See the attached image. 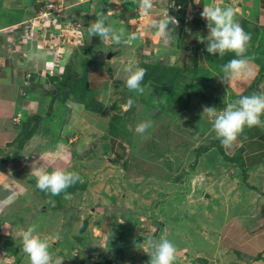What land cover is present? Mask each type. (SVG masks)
Instances as JSON below:
<instances>
[{"label":"rangeland","instance_id":"1","mask_svg":"<svg viewBox=\"0 0 264 264\" xmlns=\"http://www.w3.org/2000/svg\"><path fill=\"white\" fill-rule=\"evenodd\" d=\"M75 1L64 0L67 6L65 15L71 13L74 16L70 14L65 22L57 23L59 25L52 31L53 36H43L42 32L37 37L36 33L30 32L31 43L26 36V28L18 29L25 21L0 31L5 45L0 44V56L7 55L14 61L18 73L12 81H17L16 89L10 91L16 90L14 95L20 94L19 98L29 96L38 104V108L33 106L28 114L21 112V121L35 113L46 114L50 100L47 91L54 90L61 83L64 66L68 64L65 62L69 60L74 71L82 68L80 64L84 58L88 59L90 70L85 71L87 77L93 72H103L110 79L114 77L113 84L106 92L99 89L95 82L94 88L99 94L92 93L95 96L94 104L102 107L99 114L96 113L98 115H85L75 106V98L69 96L71 99L66 105L59 102L54 104L57 116L59 114L65 120L63 124L60 118L45 116L39 122L38 132L27 142L26 147L17 149L18 153L10 154L8 159L0 163V166L4 163L11 165L18 159L19 165L12 169L14 174L23 166L30 167L33 161L43 164L40 160L42 156L49 169L59 166L76 171L83 181L81 188L71 193V200H65L64 193L50 196L36 185L30 193L18 199L13 198L11 204L6 205L0 200V222L4 221L0 224V264H29L27 255L21 251L20 233L32 224L37 225L38 233L49 238L53 259H63L62 264H95L99 260L103 264L108 261L110 264H146L148 254L135 247L136 243L143 241L141 233L157 238L165 235L171 240L178 249L177 264H183L182 259H187L188 264H202L196 252L210 259L206 264L241 263L245 254L228 246L225 240L222 242L221 236L219 238L224 223L234 214L233 207L229 204L228 211L224 209L225 206L216 208L206 200L205 194L208 191L216 193L227 190V183L232 180H237L243 186L245 175L239 164L234 168L232 159L226 158L224 153L227 151L220 148L221 141L212 130L209 118L201 116L204 106L220 110L226 107L225 101L236 95L218 76L213 75L212 67L210 69L208 65L191 79L192 64L173 65L172 59L170 62L176 67L168 70L170 66L167 59L152 58L148 49L142 50L136 45L124 46V55L113 60L101 56L100 45L91 47L89 52L84 47L82 49L83 43L80 42L85 32L87 40L93 44L87 27L97 18L96 13L101 8L98 3L95 8L91 6L94 3L74 6ZM36 2L0 0V27L26 19L30 29L39 12L36 10L33 13L37 4L40 6L39 0ZM81 9L88 18L81 14ZM107 23L111 25L109 20ZM257 32L255 39H261V45L257 50L249 46L247 55L260 60L264 57V35L262 33V38H259ZM64 33L66 42L58 41V38H64L61 35ZM24 39L28 42L25 47L21 46L25 43ZM52 45L55 50L59 49L61 61L56 62L53 74H46L44 63L53 66L54 60L51 54L43 56L42 52L45 54L51 50ZM104 49L108 50L105 44ZM259 51L263 53L259 54ZM33 53L42 58H36ZM129 57L135 58L141 67L162 61L166 68L159 80L175 79L177 83H187L190 89L178 90L177 102L172 101L174 88L170 89V86L161 89L143 81V95L129 92L124 85L122 72V62ZM7 70L0 61V90L3 95H10L6 94L8 83H11V79L5 75ZM208 70L210 73L207 76ZM202 78L211 79V85L201 83L199 80ZM254 89L251 88L247 95L254 93ZM161 93L169 98L168 104H160L163 99ZM44 96V102H41ZM129 99L133 104L125 110ZM10 111L4 109V117L13 120L14 115ZM126 113L129 115L124 117L125 122L118 118ZM12 120L2 136L15 129ZM143 120H150L152 126L141 136L135 132V127ZM124 123L125 129H129L130 139L117 134L119 136L115 140L111 139L115 141V150L110 147L111 150L106 151L104 143L110 139L106 131L112 129V125L122 127ZM213 140L218 146L202 149ZM57 144L63 146L62 158L57 154ZM30 180L29 185L35 182L32 177ZM238 183L235 182L234 189L239 188ZM26 188L24 186L23 191ZM50 200L54 203H49ZM59 204L63 206L57 207ZM206 232L208 235H205Z\"/></svg>","mask_w":264,"mask_h":264},{"label":"crops","instance_id":"2","mask_svg":"<svg viewBox=\"0 0 264 264\" xmlns=\"http://www.w3.org/2000/svg\"><path fill=\"white\" fill-rule=\"evenodd\" d=\"M118 2L120 4L112 2V0H77L75 1L74 6H82L85 4L90 5L91 3H94V5L91 4V6H94L95 8L98 3V7L101 8V11L105 12V15L108 17L107 20L111 22L110 26L117 29L124 28L127 33H138L139 38L132 46H139L142 50H145V48L148 49L152 58L162 57L164 60L167 59V63L170 67H176L173 66L175 64H178V66L181 64L188 65V63L194 66L197 62L201 65V69L205 68L207 65L210 66V69L212 67L211 70L213 71L214 76L220 74L209 63L206 51L207 41L202 43L199 39L201 36L206 37L208 35L207 21L200 15L203 11L204 4L221 7L229 5L232 6L235 9L236 19L239 23H241V25L247 24L248 28L252 31H258L257 33L260 34L259 38H262V33L264 35V0H201L200 4H196L195 0H175V5L169 7L168 11L171 16L177 18L178 26H176V34H173L174 42L167 47L162 44V39L159 35H157L156 30L151 28L148 24L150 18L167 12V8L160 3V0H155L153 8L147 16H141L139 14L138 4L132 3V0H125V2L124 0H118ZM37 3L38 0L36 4ZM37 6L38 7L33 10V13H35L36 10L39 11V4H37ZM72 6H70V8ZM78 10H80V8ZM33 13L30 15H33ZM70 14L71 13L68 15L70 16ZM81 14L88 18L87 13L82 12V9ZM71 16L74 15L71 14ZM24 21L27 20L22 19L17 23L0 27V31L1 29H5L13 25H20V23ZM169 27H172V25L170 24ZM18 29L22 28L18 27ZM22 38L23 37H21V39ZM3 39L4 38L1 36V46L4 45L2 41ZM255 41L254 47L257 50L261 45V39L259 41L255 39ZM24 42L25 43L21 46L25 47L28 45V42L25 41V39ZM83 43V45H91L92 47L100 45L101 47L99 52L101 53V56L105 57V51H101L103 50L104 44L101 43L98 36L93 37L92 44V42L89 43L87 40L85 32ZM107 47L109 48L110 46L107 45ZM111 47L118 49H110L112 52L116 51L117 53H115L116 55L109 60L122 57L126 51L124 45H113ZM250 47H253V44H250ZM256 52L257 51L254 53ZM260 53H263V51H259V54ZM212 56L213 58L210 55V61L212 62L214 60V62H216V59L219 58L217 55ZM172 59L174 63L173 65L170 62ZM0 61L4 64V67L8 69L7 72H5V75L11 79V83H8V91H6V94L8 93L10 95L1 94L0 90L1 145L13 139L17 133L16 130L13 129V131H10L5 136H2L7 126L5 120L3 119L5 114L4 109H10V113H13L14 116H18L21 112L28 114V111L31 110L33 106H37L38 108V104L33 102L29 96L19 98L20 94H16L17 96L14 95L16 90L10 91L14 88L16 89L17 85V81L12 82L16 79V75L18 74L16 65L14 61L7 57V55L0 56ZM251 66L254 76L234 81L231 88L229 85H225L227 88L229 87V89L232 90L233 95H236L232 99L228 100V102L237 99L238 95H247V92L254 87L255 93L264 92V73H261V70L264 67V57L260 62L254 56ZM183 70H185V68H183ZM24 79L28 82L27 78L24 77ZM113 79L114 77L110 79V77L103 72H93L89 77L91 85L95 86L96 82V86L99 87V89H103L104 92L109 89L110 84H113ZM13 102L14 104H12ZM5 104L7 106H5ZM262 120H264V117H262ZM209 144H211V142ZM225 150L230 156L235 157L238 155V157H241L240 160H237L238 162L235 160L231 164L234 168L237 167L236 164H239L242 168L245 175V186L240 185L237 180H232L227 183L229 184V188L225 191H216V193L208 191V194H205L206 200L212 203L216 208L225 206L224 209H226V211H228L229 204L233 207L234 214L231 219H228L224 223L221 233L219 234V238L221 236L222 242L225 240L228 246L234 247L237 251L240 250L245 254L243 261L241 263L237 262V264H264V128H245V131L239 138L237 145L232 149ZM239 152H241V154H239ZM0 163H2L1 160ZM16 165H19L18 159L14 160L11 165L4 163L3 166H0V200L2 202L6 201L9 196H13V198L16 197V199L23 196L24 186H27L28 191H32V189H34L33 187L35 182H32L31 185H29L31 176L28 172L31 169V166H23L19 171L16 170L13 174L12 169L15 168ZM235 182L239 184L238 189L233 188ZM221 197L222 199H220ZM205 235H208V232H206ZM180 251H183V249ZM196 255L197 258L200 259L199 263H202V260H208V262L210 261L209 258L201 256L198 252H196ZM182 263L188 264V260L182 259Z\"/></svg>","mask_w":264,"mask_h":264},{"label":"clouds","instance_id":"3","mask_svg":"<svg viewBox=\"0 0 264 264\" xmlns=\"http://www.w3.org/2000/svg\"><path fill=\"white\" fill-rule=\"evenodd\" d=\"M112 2L120 4L118 0H112ZM132 3L138 4V12L141 16H147L153 8L155 0H132ZM160 3L167 8V12L150 18L148 24L156 30L157 35L162 39V44L167 47L174 42L173 34H176V26H178L177 18L171 16L168 11L169 7L175 5V0H160ZM195 3L200 4L201 0H195ZM200 15L207 21L208 35L199 38L202 43L207 41L206 51L212 55L219 54L220 58H223L227 52L235 54L234 58L221 66V73L217 75L220 81L231 88L234 81L254 76L251 66L253 57L247 55L251 34L246 32L236 19L235 9L230 5L221 7L204 4ZM96 17L95 20L90 22L87 32L90 38L98 36L102 44L131 47L139 38L137 32L127 33L124 28L117 29L110 26L107 23L108 17L103 11L96 13ZM170 24L172 27H169ZM28 40L30 39L28 38ZM60 40L66 42L65 39L58 38V41ZM80 43H83V40ZM109 49L117 50L118 48L109 47ZM58 51L59 49L55 50L52 45L51 50L46 51L45 54L42 52L43 56L51 54L54 60L53 66H50L49 63H44V71L47 69V72L45 71L46 74H53L54 71L52 69L57 66L56 62L61 61ZM104 51L106 58L107 50ZM33 55L38 59L42 58L37 53H33ZM122 63L125 87L129 92L143 95L145 87L142 82L147 70L141 67L139 62L132 57ZM225 103L226 107L220 108V110L216 107L204 106L201 116L202 118L205 116L209 118L212 130L221 141L222 146L225 149H232L237 145L245 128H264V120H262V117H264V92L241 95L237 99L231 102L225 101ZM132 104L133 101L129 99L125 110L130 108ZM19 116H14L13 121L21 122ZM17 118L18 120H16ZM151 126L152 122L150 120L140 121L135 127V132L143 136ZM56 151L58 156L62 158L63 146L61 144H57ZM40 160L44 163L41 164L40 161L32 162V170L29 174L35 179L36 187L50 196H59L64 193L63 198L71 200L72 194L67 190L78 182H83L79 173L59 166H53L49 169L45 165L42 156H40ZM27 191V188L23 191L24 195L30 193V191ZM12 200L13 196H9L3 203L7 204L12 202ZM49 203H54V201L50 200ZM3 223L4 221L0 222V224ZM5 227L8 226L5 224ZM141 235L143 241L136 243L135 247L148 254L149 260L146 264H176L178 249L165 235H161L159 238L154 235H143V233ZM20 241L21 251L27 255L29 264H62L63 259H53L49 238L38 233L37 225L32 224L22 230Z\"/></svg>","mask_w":264,"mask_h":264},{"label":"trees","instance_id":"4","mask_svg":"<svg viewBox=\"0 0 264 264\" xmlns=\"http://www.w3.org/2000/svg\"><path fill=\"white\" fill-rule=\"evenodd\" d=\"M243 27L245 28L246 32L251 34L250 44H253V47H254V45H255L254 33L256 31H252L251 29H249L247 24H243ZM83 47L87 51H90L92 46L91 45H83L82 49H83ZM210 55L213 58L212 54L207 52L209 63L218 72H221V66L223 64L227 63L229 60H231L232 58L235 57V54L232 52H227L223 58H220L219 54H216L219 58L216 59V62H214L215 60L212 62V61H210V59H211ZM75 58H78V57H75ZM257 60H259V59L257 58ZM69 61L66 62L68 64H65V66H64L63 79L61 80V83L54 90L49 89L47 91V94H49L48 96L50 97V100L48 103L46 114L45 115H42V114L39 115V114L35 113L34 115H28L24 119V121L22 120L19 123H17V122L14 123V128L17 132L16 136L13 139L9 140L7 143L0 145V160L1 161H5L6 159H8V156L10 154L18 153V151H16L17 149H21V148L23 149L26 147L27 142L32 138V136L34 134H36L38 132L39 122L42 118L44 119L45 116H49V117L51 116L53 119L60 118L61 122L63 121L62 124L65 122L64 118H62L61 115L58 114V116H57V114H56L54 104H56L57 102H59L60 104L66 105L68 100L71 99V98H69V96H73L75 98L74 99L75 106L77 107L78 110L82 111L85 115H88L89 113H93L94 115H98L99 114L98 112H100L102 110L101 105H95L94 104L95 99H93V98L95 96L92 95V93H94V92H97L98 94H99V92L96 91L94 86L91 85L90 80H89L90 76L89 77L86 76L85 71L90 70L88 68L89 60L88 59L86 60L84 58L82 61V64H80L82 68L80 70L74 69V71L71 69V65H69V64H72V62H69ZM72 61H74V60H72ZM259 61L261 62V59ZM142 67L147 70L143 81L148 82L152 85H155L156 87L161 88V89L168 87V86H170V89L174 88V94H171L172 95L171 97L173 98L172 101L177 102L176 100L179 97L177 94L178 90H183V89L189 90L190 89V87H187L188 86L187 83H185V84L177 83L176 82L177 80H175V79L159 80L160 77L162 75H164V73H165L164 70L166 68V66L164 65V63H162V61L155 62L153 64H152V62L147 63V64L143 65ZM201 68H202L201 65L196 62L194 64V66L192 67V74H190L189 77L191 79H192V77H195L198 74V71L202 70ZM177 69L183 70V68H177ZM168 70H173V69L170 67ZM175 70H176V68H175ZM176 73L178 75H180L178 73V71ZM209 73H210V70L207 71L206 75L208 76ZM261 73L262 74L264 73V67L261 70ZM64 74H65V76H64ZM199 81L206 86L211 85V79L207 80V79L202 78ZM189 85L191 86V84H189ZM65 89H68L67 92H64ZM48 92H50V93H48ZM185 93H187V92H185ZM161 96H163V99L160 101V104L161 105L162 104L163 105L168 104L169 98L165 97V93H161ZM44 99H45V96L41 97V102H44ZM179 100H180V98L178 99V101ZM100 102L102 103L101 100H100ZM39 104H41V103L39 102ZM96 113H98V114H96ZM128 115H129L128 113L121 114L120 116H118V118L125 122L126 121L125 118L128 117ZM4 116H6V115L4 114ZM3 119L5 120L6 125L9 123L10 120H12V118L11 119H5V117H3ZM124 126H125V123L122 127L112 125V129L110 128V130L106 131V133H108L109 137H110V139H106V142L104 143L105 144L104 147H105L106 151L114 149L113 143L115 141L113 142V141H111V139L115 140L116 137L119 136L117 134H121V136H124L125 138L130 139L129 138L130 135L128 134L129 129L126 130L125 129L126 127H124ZM211 146L212 147L218 146L217 142L213 141V142H211V144L209 146H203L202 149L207 150ZM110 147H111V149H110ZM220 148L223 149L225 152V148L223 146H220ZM224 154L226 155L227 159H229V158L232 159V162L235 160L237 161V160L241 159V157H238V155H236L234 157V156H230L228 153H224ZM234 163H236V162H234ZM80 188H81V183L78 182L75 186L70 187L67 191L69 193H73L75 191H78ZM61 206H63V205L59 204L57 207H61ZM206 262H207L206 260H202V264H206ZM95 264H103V263L101 260H99V261L95 262ZM105 264H110V262L108 261Z\"/></svg>","mask_w":264,"mask_h":264},{"label":"built area","instance_id":"5","mask_svg":"<svg viewBox=\"0 0 264 264\" xmlns=\"http://www.w3.org/2000/svg\"><path fill=\"white\" fill-rule=\"evenodd\" d=\"M39 3H40V8L38 15L35 17L34 22L33 21L30 22V23L33 22L30 29H29V25L27 24L28 23L27 21H25L22 24V26L27 30L26 36L30 32L31 34L36 33L37 37H39L40 36L39 33L42 34V32L44 33L42 34L43 36H47V35L53 36L52 31L55 29V27H57L60 23L65 22L67 18H69L67 15H65V9L67 8V6L64 4V0H42L41 2L39 0ZM75 22L76 24H78L79 27H81L79 25V22L77 21ZM61 35L64 36L63 39L65 40L67 39V37H65V33ZM28 38L31 40V37L29 35ZM16 120H18V118Z\"/></svg>","mask_w":264,"mask_h":264},{"label":"water","instance_id":"6","mask_svg":"<svg viewBox=\"0 0 264 264\" xmlns=\"http://www.w3.org/2000/svg\"><path fill=\"white\" fill-rule=\"evenodd\" d=\"M115 53H117L116 51H113L112 52V50H111V52H108L107 54H106V58H113L116 54ZM23 70H24V72H25V74H26V69H24L23 68ZM108 159H110V158H108ZM92 209H94V208H92Z\"/></svg>","mask_w":264,"mask_h":264},{"label":"flooded vegetation","instance_id":"7","mask_svg":"<svg viewBox=\"0 0 264 264\" xmlns=\"http://www.w3.org/2000/svg\"><path fill=\"white\" fill-rule=\"evenodd\" d=\"M21 28H22V30H23L24 27L22 26ZM20 30H21V29H20ZM112 46H113V45H112ZM114 46H115V45H114ZM105 47H106V46H105ZM110 47H111V46H110ZM104 50H105V49H104V47H103V50H101V51H104ZM108 51L111 52V50H110L109 48H108V50H107L106 52L108 53Z\"/></svg>","mask_w":264,"mask_h":264}]
</instances>
